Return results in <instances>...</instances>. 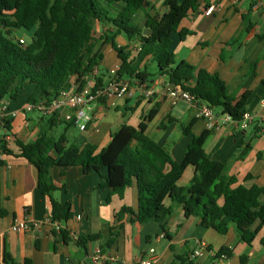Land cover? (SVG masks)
Segmentation results:
<instances>
[{
  "label": "crops",
  "instance_id": "0c3cea01",
  "mask_svg": "<svg viewBox=\"0 0 264 264\" xmlns=\"http://www.w3.org/2000/svg\"><path fill=\"white\" fill-rule=\"evenodd\" d=\"M165 2L148 0L149 6L136 14L134 24L142 29L143 36L151 34L145 28L146 13L164 15L168 11ZM258 3L260 0H247L240 7H235L228 0H202L200 8L190 13L179 27V31L188 30L190 34L181 41L177 32L172 39L177 63L185 61L197 71L204 69L218 74L225 82L229 95L236 99L247 92L252 94L246 107L255 121L246 130L229 122L211 129L207 121L196 117L195 107L182 102L174 106L162 92L151 100L137 98L98 107L94 114L95 124L86 132L79 131L80 136L73 139L70 130L79 129L64 125V132L58 133L59 126L63 125L50 127L48 119L34 113H21L14 118L12 132L0 121V211L5 212L0 217V263H4L9 254L17 264H26L27 261L30 264H139L154 248L155 264H220L217 258L208 254L193 258L200 244L206 243L214 253L228 249L231 256L224 264H264V225L254 241L248 244L234 224L230 225L226 235H222L206 227L202 218H185L180 206H176L173 215L162 224L155 221L133 223L131 216H125L120 223L116 214L123 207L137 211L136 184L126 190L124 199L115 195L109 204H105L110 190L99 186L107 170H102L100 174H86L79 165L51 169V176L60 188L54 193V198L62 205L72 204L70 219L61 223L68 231L66 242L64 236L51 230L46 222L52 211L50 199L39 187L36 167L17 156L18 147L13 137L16 135L19 140L30 143L44 131L55 138L65 134L70 143L79 147L92 144L102 149L111 142L112 134L121 126L137 127L145 116L158 108L147 135L164 146L175 161L182 162L185 158L192 137L185 135L182 127L192 124L191 130L196 136L211 131L204 148L210 160L223 167L224 175L236 177L247 188L257 186L264 189V0L261 5ZM213 4L220 5V10L207 17L205 10ZM115 35L112 26L97 24L96 38L104 55L100 66L102 75L119 63L112 43L103 45L104 39L114 37L118 47L129 49L138 43L131 42L124 33ZM145 65L151 74H157L152 71L151 58L142 68ZM157 78H150L151 83ZM27 91L24 93L28 95ZM26 99L25 95H21L17 101H9L10 108L17 111L23 109ZM215 112L220 119L223 118L222 110L215 109ZM4 149L12 151L15 156L6 154ZM249 175L251 179L245 182ZM197 178L200 175L189 168L180 184L190 186ZM261 201L264 204V195ZM168 204L171 205L170 202ZM27 212L39 226L30 231H14V226L25 220ZM120 224L124 229L117 242L111 248L101 250V259L95 262V251L107 241L110 230ZM258 227L257 222L253 230ZM98 234L102 239L81 242ZM177 257L185 261H179Z\"/></svg>",
  "mask_w": 264,
  "mask_h": 264
},
{
  "label": "trees",
  "instance_id": "16d2710c",
  "mask_svg": "<svg viewBox=\"0 0 264 264\" xmlns=\"http://www.w3.org/2000/svg\"><path fill=\"white\" fill-rule=\"evenodd\" d=\"M201 1L166 0L168 11L164 15L146 13L145 28L151 34L145 37L142 29L134 24V18L149 6L148 0H0V101H17L28 89L30 95L26 104L37 103L57 96L73 78L77 83H84V79L104 60L100 41L96 38V26L100 24L112 26L116 35L124 33L131 42L138 41L142 45L138 56L132 58L131 52H126L129 48L118 47L114 37L104 39L103 45L112 43L118 54L122 66L120 78H137L151 83L152 77L167 76L173 85L239 122L247 111L252 94L247 92L239 99L230 96L218 74L204 69L197 71L185 61L177 63L172 51L175 33L179 32L181 41L190 34L188 30L179 31V27L190 13L200 8ZM17 30L32 32L33 36L26 44H21L19 38L13 36ZM149 58L158 66L157 74H151L147 65L142 68ZM104 76L98 79L100 84L104 82ZM9 110L13 111L10 107ZM157 113L158 108L153 109L137 127L121 126L102 149L92 144L79 147L70 143L65 134L55 138L41 131L37 140L30 143L13 135L18 147L17 156L26 159L38 171L39 187L51 202L52 220L66 223L70 219L72 204L62 205L54 198L60 188L51 176V169L79 165L86 174H100L107 170L99 186L110 190L105 204H109L115 195L124 199L126 190L136 184L137 211L123 207L116 214L120 223L125 216H131L133 223L155 221L162 224L173 215L175 207L180 206L185 218H202L206 227L222 235H226L230 225L234 224L242 239L251 244L264 225V204L261 201L264 189L257 186L247 188L236 177L224 175L223 167L210 160L204 148L211 131L196 136L192 133V124L182 127V132L192 139L183 161H175L164 146L147 135L149 124ZM13 120L12 117L3 120L9 132H12ZM47 124L50 127H73L56 118L48 119ZM4 152L15 156L8 149ZM189 168H193L200 178L183 187L180 181ZM250 179L251 175L245 182ZM4 215L5 212L0 211V217ZM257 222L259 227L253 230ZM123 229L122 224L112 228L101 250L111 248ZM59 232L67 242L68 231L62 229ZM100 239L102 236L98 234L79 241ZM220 254L231 256L225 248ZM177 260L185 261L182 257ZM0 264L17 263L7 254L4 263Z\"/></svg>",
  "mask_w": 264,
  "mask_h": 264
},
{
  "label": "built area",
  "instance_id": "2783aa9c",
  "mask_svg": "<svg viewBox=\"0 0 264 264\" xmlns=\"http://www.w3.org/2000/svg\"><path fill=\"white\" fill-rule=\"evenodd\" d=\"M235 7H240L247 0H228ZM263 0H260L258 5H261ZM220 10V5L213 4L205 10L207 17L213 15L215 11ZM21 44H26L24 38H20ZM142 50V45L137 43L129 49L131 57H136ZM121 64L118 63L110 68L105 74L104 82L99 83L98 79L102 77L100 67H95L92 73L84 79V83H77L76 79L70 82L69 86L63 89L57 96L49 100H41L37 103H27L23 109L17 111L9 110V100L3 99L0 101V121L7 117L16 118L21 113H35L46 119L56 118L58 121L65 122L79 129L81 132H86L95 121V111L98 107L106 105H115L117 101H128L133 99L151 100L156 94L162 92L172 105L179 103H187L196 109V117L207 121L209 128H214L216 125L226 122L236 124L240 129L246 130L255 121L254 115L246 111L242 120L237 122L229 115H223L220 119L215 112V109L193 97L189 92L183 91L173 85L167 76H158L152 83H145L137 78H120ZM264 121V119H263ZM46 222L50 225L51 230L61 231L63 227L60 222L53 221L49 215ZM38 227L39 224L32 220L31 215L27 212L26 218L22 223L14 226V231H30L33 227ZM101 249L95 251L94 261L99 262L101 259ZM204 254L213 256L224 264L228 260L227 254L214 253L208 248L206 243H201L199 248L193 253V258H201ZM156 251L154 248L149 250L147 258L139 261V264H155Z\"/></svg>",
  "mask_w": 264,
  "mask_h": 264
},
{
  "label": "rangeland",
  "instance_id": "374dc122",
  "mask_svg": "<svg viewBox=\"0 0 264 264\" xmlns=\"http://www.w3.org/2000/svg\"><path fill=\"white\" fill-rule=\"evenodd\" d=\"M136 20H138V19H136ZM13 36L15 37V38H19V37H23L26 41L28 40V39H30L32 36H33V33L32 32H27V31H25V30H17V31H15L14 32V34H13ZM176 56V55H175ZM115 66V65H114ZM114 66H112V67H114ZM112 67H110V68H112ZM158 67H157V65L153 62V69H152V71L153 72H157L158 70ZM28 92V91H27ZM22 95H25L26 96V98H28V96L30 95V91H29V93H28V95H27V93L25 94V93H22ZM35 114V113H34ZM95 124V121H94V123L92 124V126ZM91 126V127H92ZM64 128H65V126L63 125V126H59V130H58V133H61V132H64ZM70 136H71V139H73V137H79L80 136V134H79V130L77 131V130H75V129H72V130H70ZM98 148H101V147H99L98 146ZM181 185V184H180Z\"/></svg>",
  "mask_w": 264,
  "mask_h": 264
}]
</instances>
